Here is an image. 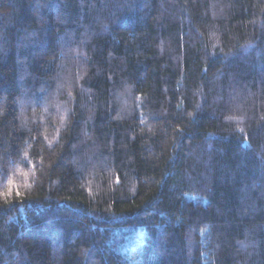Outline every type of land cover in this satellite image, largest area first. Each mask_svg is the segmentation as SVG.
<instances>
[{
	"label": "trees",
	"instance_id": "16d2710c",
	"mask_svg": "<svg viewBox=\"0 0 264 264\" xmlns=\"http://www.w3.org/2000/svg\"><path fill=\"white\" fill-rule=\"evenodd\" d=\"M0 264H264V0H0Z\"/></svg>",
	"mask_w": 264,
	"mask_h": 264
}]
</instances>
